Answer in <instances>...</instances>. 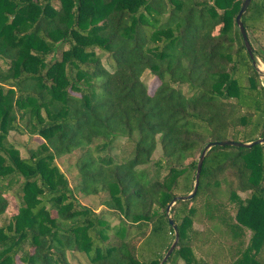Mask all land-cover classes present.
Masks as SVG:
<instances>
[{
  "label": "trees",
  "instance_id": "obj_1",
  "mask_svg": "<svg viewBox=\"0 0 264 264\" xmlns=\"http://www.w3.org/2000/svg\"><path fill=\"white\" fill-rule=\"evenodd\" d=\"M242 1L0 0V264H159L195 155L264 136ZM242 22L260 41L264 0ZM169 214L163 264H264V142L211 147Z\"/></svg>",
  "mask_w": 264,
  "mask_h": 264
},
{
  "label": "water",
  "instance_id": "obj_2",
  "mask_svg": "<svg viewBox=\"0 0 264 264\" xmlns=\"http://www.w3.org/2000/svg\"><path fill=\"white\" fill-rule=\"evenodd\" d=\"M251 0H243L240 8L235 16V23L238 27V30L240 32L243 44L245 46L246 52L248 53L249 58L252 61L253 66L255 67V69L259 72V74L264 78V68L261 69L258 64H257V59H255L254 54H253V48L252 45L248 39L245 27L243 25L242 22V15L245 12V10L247 9V7L249 6ZM264 142V136L263 137H257L252 141H248V142H242V141H233V140H229V139H222V140H212V141H208L207 143H205L204 147L201 149L198 158L196 160V167H195V174H194V180H193V185H192V189L187 193V194H181V195H175L171 201L168 203L167 207H166V213H167V220L169 225L172 226L173 230H174V239L171 242V244L169 245L168 249L166 250V252L164 253L161 261L159 262V264H163L164 261L168 258V256L170 255V253L173 251L177 239H178V234H177V230L176 227L172 221V218L169 214V210L170 207L178 200H187L190 199L197 188L198 185V179H199V173H200V169H201V165L204 159V156L206 154V152L214 146H224V145H229V146H242V147H250L253 144H257V143H263Z\"/></svg>",
  "mask_w": 264,
  "mask_h": 264
},
{
  "label": "rangeland",
  "instance_id": "obj_3",
  "mask_svg": "<svg viewBox=\"0 0 264 264\" xmlns=\"http://www.w3.org/2000/svg\"><path fill=\"white\" fill-rule=\"evenodd\" d=\"M252 48L254 49H258L260 46H264V35L260 36V41L255 40L252 36L248 37ZM257 59V64L258 66L263 69L264 68V62L261 60V58L259 56H256ZM141 78L143 79V81L146 83L147 88L149 90V92H152L154 90V88L156 87V85L158 84V79L152 75L150 72L145 71ZM11 139H13L16 144L19 146L20 152L24 155L25 154V144H27L30 139L28 137V135L23 134V135H18V134H13L11 133L10 135ZM40 139L37 137H34L32 139V142L36 143L38 142ZM160 153L159 149L157 148L153 154V157L158 156ZM199 153H197L195 155V159L197 160ZM74 156L70 155V156H64L61 158H57L56 161L57 163L60 165L61 169L66 173L67 177L70 179H72V176L74 174V170L72 169V167L70 166V164L73 162ZM80 202L84 205H87L93 209H95L96 211H99V208L96 206V202H97V198L93 197V196H89L86 199H83L81 197H78ZM8 220H10V216L7 214H3L0 216V224L2 223H6ZM108 222L110 224H113L116 222L115 218H108ZM178 264H183L182 261H179Z\"/></svg>",
  "mask_w": 264,
  "mask_h": 264
}]
</instances>
